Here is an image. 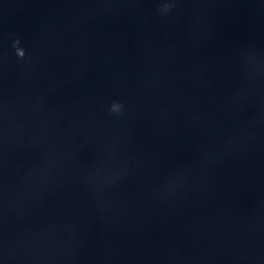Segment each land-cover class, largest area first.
I'll use <instances>...</instances> for the list:
<instances>
[{
    "label": "water",
    "instance_id": "obj_1",
    "mask_svg": "<svg viewBox=\"0 0 264 264\" xmlns=\"http://www.w3.org/2000/svg\"><path fill=\"white\" fill-rule=\"evenodd\" d=\"M0 264H264V0H0Z\"/></svg>",
    "mask_w": 264,
    "mask_h": 264
},
{
    "label": "clouds",
    "instance_id": "obj_2",
    "mask_svg": "<svg viewBox=\"0 0 264 264\" xmlns=\"http://www.w3.org/2000/svg\"><path fill=\"white\" fill-rule=\"evenodd\" d=\"M17 43H18V41H17ZM17 53L22 54V50L20 48H17ZM114 107H115V105H114Z\"/></svg>",
    "mask_w": 264,
    "mask_h": 264
}]
</instances>
